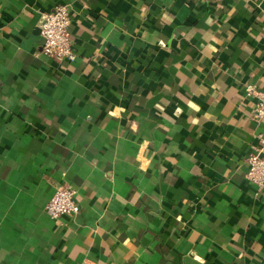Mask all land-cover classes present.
<instances>
[{"label":"crops","instance_id":"crops-1","mask_svg":"<svg viewBox=\"0 0 264 264\" xmlns=\"http://www.w3.org/2000/svg\"><path fill=\"white\" fill-rule=\"evenodd\" d=\"M60 4L73 61L42 51ZM249 84L264 0H0V264H264Z\"/></svg>","mask_w":264,"mask_h":264},{"label":"built area","instance_id":"built-area-1","mask_svg":"<svg viewBox=\"0 0 264 264\" xmlns=\"http://www.w3.org/2000/svg\"><path fill=\"white\" fill-rule=\"evenodd\" d=\"M71 10L68 5L60 4L53 10L42 15L41 36L42 51L47 56L57 60L73 61L76 57L72 49ZM246 95L256 99L254 118L257 121L264 119V90L249 84L245 87ZM258 144L247 157V178L257 186L261 192L264 189V135L258 134ZM77 189L70 185L59 186L46 205L47 213L54 219L63 215L78 214L81 211L76 198ZM1 242V224H0Z\"/></svg>","mask_w":264,"mask_h":264}]
</instances>
